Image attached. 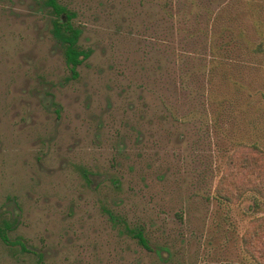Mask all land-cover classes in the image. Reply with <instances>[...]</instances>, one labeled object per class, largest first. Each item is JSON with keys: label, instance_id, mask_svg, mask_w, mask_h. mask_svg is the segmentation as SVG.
Wrapping results in <instances>:
<instances>
[{"label": "rangeland", "instance_id": "obj_1", "mask_svg": "<svg viewBox=\"0 0 264 264\" xmlns=\"http://www.w3.org/2000/svg\"><path fill=\"white\" fill-rule=\"evenodd\" d=\"M45 2L0 0V264H264L225 179L264 151V0H58L76 78Z\"/></svg>", "mask_w": 264, "mask_h": 264}, {"label": "trees", "instance_id": "obj_2", "mask_svg": "<svg viewBox=\"0 0 264 264\" xmlns=\"http://www.w3.org/2000/svg\"><path fill=\"white\" fill-rule=\"evenodd\" d=\"M49 4L53 7L57 16L67 14L66 15L67 21L65 23H61L60 21L55 22V27H56L55 34L57 38L63 42L66 62L73 73V77L76 78L77 77L76 68L80 64H82L84 60L89 58V56L91 55V52L83 51L78 48L77 43H78V38L80 36L81 31L80 29L75 28L71 24V19L74 17V14L73 15L68 14L64 7L56 3V0H50ZM229 30L231 34L230 40L232 43H236L237 47L241 49L242 47H247L244 45V43L245 44H248V43L242 39L243 36L241 32L240 34H238V33H235L232 28ZM239 36L242 39V41H240ZM240 149L242 150L245 149L249 151L250 153H253L254 156L245 157L243 158L242 162L233 161L232 164L229 165L228 172L225 173L226 175L225 179L234 181L240 178L241 176H251L256 179H259L261 183H259V185L255 187V190H257L259 195L262 196L263 200L258 201L257 199L254 198V207L262 208L264 207V183H263L264 166L263 165L262 167L255 166L256 163L254 161L255 160L254 157L264 158V151L258 145H255V144H243L242 143L238 145V147L235 150L240 151ZM234 188H235V191H233L229 186V189L221 190L220 193L217 192L216 196L220 197L221 199L225 201L227 200V201L232 202L235 199H243L245 195L250 193V190L246 186L239 187V188L234 187ZM263 231L264 229L262 228H260V231L258 233L254 231L255 234L253 235V238L249 241L248 244L252 245L254 244V240L258 241L261 235H263ZM130 232H134V231L130 230ZM133 235L135 236V238L138 239L140 245L144 246L145 248H149L148 242L143 236V234L141 233V231H138V232L135 231ZM0 238L4 242H7L6 235L4 234V230H2L1 228H0Z\"/></svg>", "mask_w": 264, "mask_h": 264}, {"label": "flooded vegetation", "instance_id": "obj_3", "mask_svg": "<svg viewBox=\"0 0 264 264\" xmlns=\"http://www.w3.org/2000/svg\"><path fill=\"white\" fill-rule=\"evenodd\" d=\"M49 1L50 0H46V2H45V6L47 7V8H49L50 9V12H51V15L53 16V18H52V21H51V24H52V28H51V32H52V35H53V37L61 44V46L64 48V46H63V42L61 41V40H59L58 38H57V36H56V34H55V32H56V27H55V22H57V21H60L61 23H65L66 21H67V14H63V15H59V16H57V14L55 13V10L53 9V7L49 4ZM56 3L57 4H59V2H58V0H56ZM60 6H62V7H64L65 9H66V11H67V13L68 14H71V15H73V13H71L65 6H63V5H61L60 4ZM74 18V17H73ZM72 18V19H73ZM72 19H71V24H72ZM73 25V24H72ZM81 34V33H80ZM79 39V38H78ZM64 57H65V53H64ZM65 61H66V58H65ZM85 61V60H84ZM66 64H67V62H66ZM81 65V64H80ZM67 66H68V64H67ZM69 67V66H68ZM70 69V68H69ZM70 71H71V69H70ZM72 72V71H71ZM72 76H73V73H72Z\"/></svg>", "mask_w": 264, "mask_h": 264}]
</instances>
